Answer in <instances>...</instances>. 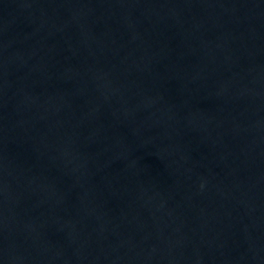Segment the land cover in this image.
<instances>
[{"label": "water", "instance_id": "95a60500", "mask_svg": "<svg viewBox=\"0 0 264 264\" xmlns=\"http://www.w3.org/2000/svg\"><path fill=\"white\" fill-rule=\"evenodd\" d=\"M0 264H264V0H0Z\"/></svg>", "mask_w": 264, "mask_h": 264}]
</instances>
